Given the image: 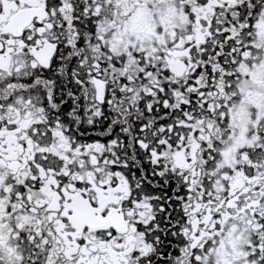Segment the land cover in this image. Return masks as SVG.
Returning a JSON list of instances; mask_svg holds the SVG:
<instances>
[{"label":"snow or ice","instance_id":"snow-or-ice-1","mask_svg":"<svg viewBox=\"0 0 264 264\" xmlns=\"http://www.w3.org/2000/svg\"><path fill=\"white\" fill-rule=\"evenodd\" d=\"M0 264H264V0H0Z\"/></svg>","mask_w":264,"mask_h":264}]
</instances>
